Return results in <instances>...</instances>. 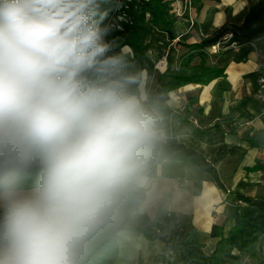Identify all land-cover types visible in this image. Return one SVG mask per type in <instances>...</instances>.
Returning a JSON list of instances; mask_svg holds the SVG:
<instances>
[{
    "label": "clouds",
    "instance_id": "clouds-1",
    "mask_svg": "<svg viewBox=\"0 0 264 264\" xmlns=\"http://www.w3.org/2000/svg\"><path fill=\"white\" fill-rule=\"evenodd\" d=\"M100 14L0 0V264H92L150 192L164 117Z\"/></svg>",
    "mask_w": 264,
    "mask_h": 264
},
{
    "label": "crops",
    "instance_id": "crops-1",
    "mask_svg": "<svg viewBox=\"0 0 264 264\" xmlns=\"http://www.w3.org/2000/svg\"><path fill=\"white\" fill-rule=\"evenodd\" d=\"M110 1L115 5L121 0ZM257 1H203L198 12L193 2L190 19L185 16L174 23L175 41L191 44L225 23L239 25ZM155 36L160 41H153L143 62L152 70H162L167 37L161 32ZM222 46L217 50H230L224 78L204 87L180 88L170 92L163 105H154L164 117L165 141L175 140L200 153L216 169L226 192L188 163L153 160L150 192L136 208L127 210L122 230L113 238L117 254L105 264H197L193 255L209 257L220 237L227 243L218 264H237L239 255L264 264V214L235 199L238 192L264 200V88L260 90L255 72L257 56H264V38L251 44L245 55L238 46ZM124 50L129 52L127 47ZM188 98L195 103L185 110ZM179 115L206 132L196 135L179 121ZM231 123L239 126L221 129ZM142 205L146 210H139ZM190 228L197 233L199 245L186 246L180 256L169 247L179 249Z\"/></svg>",
    "mask_w": 264,
    "mask_h": 264
},
{
    "label": "trees",
    "instance_id": "trees-1",
    "mask_svg": "<svg viewBox=\"0 0 264 264\" xmlns=\"http://www.w3.org/2000/svg\"><path fill=\"white\" fill-rule=\"evenodd\" d=\"M183 2L184 0H178ZM217 4L220 0H190L191 4L197 3L196 12L202 8V2ZM175 0H124L120 5L118 14L123 16V21L116 23L120 28L112 29L110 39L123 47L129 48V54L134 58V65L138 69H144L149 78L148 88L154 104L163 105L170 92H174L188 85L207 86L211 82L225 77V62L228 60L230 50L218 49L215 53L212 47L223 44L222 49L232 45L240 47V53L245 55L251 44L264 38V0H258L252 5L243 18L241 24L225 23L211 33L203 37L199 42L188 44L183 40L175 41L174 23L178 18L174 15ZM115 8L110 0H100V19L114 15ZM155 30V31H154ZM157 32L166 35L167 43L163 46L165 65L162 70H152L143 62L144 55L151 50L153 41L159 42L155 36ZM175 41V42H174ZM195 103L188 98L185 110ZM244 103V102H243ZM179 121L192 127L196 135H202L206 130H198L182 115ZM156 162H182L195 167L201 176H205L218 189L226 192L221 183L216 169L197 151L186 148L183 144L171 140L163 141L154 157ZM256 170V168H254ZM145 194L138 196L139 202ZM235 199L246 206L254 208L259 214H264V200L253 199L238 192ZM136 201L130 202L128 209L136 208ZM126 210V212H127ZM126 215V213H125ZM125 218V217H124ZM195 230L189 229L186 238L180 240L176 247H169L178 255H184L186 246H198ZM150 239V237H146ZM227 239L220 237L214 252L209 257L193 255L192 259L197 264H218L225 252ZM117 245L114 239L103 242L94 254L92 264H105L110 255L117 254Z\"/></svg>",
    "mask_w": 264,
    "mask_h": 264
},
{
    "label": "built area",
    "instance_id": "built-area-1",
    "mask_svg": "<svg viewBox=\"0 0 264 264\" xmlns=\"http://www.w3.org/2000/svg\"><path fill=\"white\" fill-rule=\"evenodd\" d=\"M173 8H174V15L176 18L182 19L184 16H187L188 19H190V12L192 8V4L190 0H184L183 2H179L178 0H175V5ZM119 10H120V7L118 8V11ZM122 21H123V16L119 14L118 17H116V21L114 20V23L111 24L110 27H112V29L119 30L120 28L116 25V23L122 22ZM217 48H218L217 46L212 47V50L214 53L216 52ZM256 61L257 62H256L255 72L258 75L257 82L261 90L262 88H264V76L261 75V72L264 71V56L258 55ZM160 64L165 65L164 56H163V59L160 61ZM238 126L239 125H237L236 123H231L230 125L224 124L221 126V129L226 131L227 129L237 128ZM237 264H254V263L249 258L239 255Z\"/></svg>",
    "mask_w": 264,
    "mask_h": 264
},
{
    "label": "rangeland",
    "instance_id": "rangeland-1",
    "mask_svg": "<svg viewBox=\"0 0 264 264\" xmlns=\"http://www.w3.org/2000/svg\"><path fill=\"white\" fill-rule=\"evenodd\" d=\"M124 0H121L120 2H119V4H115L114 5V8H115V12H114V15L113 16H111V17H109L108 18V21L106 22V24H107V26L111 29L112 27H110V25L111 24H113L114 23V20L116 21V17H118V8L120 7V5L122 4V2H123ZM185 17V16H184ZM106 18H104L103 19V21L105 22L106 20H105ZM105 24V25H106ZM155 31V30H154ZM213 51V50H212ZM217 51V50H216ZM159 64V63H158ZM158 64H156V65H158Z\"/></svg>",
    "mask_w": 264,
    "mask_h": 264
}]
</instances>
